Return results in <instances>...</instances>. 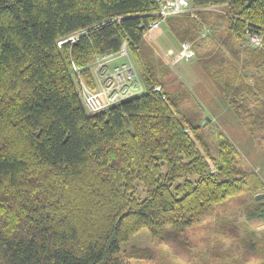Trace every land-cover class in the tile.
Listing matches in <instances>:
<instances>
[{
    "label": "trees",
    "instance_id": "16d2710c",
    "mask_svg": "<svg viewBox=\"0 0 264 264\" xmlns=\"http://www.w3.org/2000/svg\"><path fill=\"white\" fill-rule=\"evenodd\" d=\"M191 1L224 9L165 23L193 42L197 66L246 132L264 130V0ZM156 9L152 0H0V264H120L122 255L162 264L149 247L121 253L142 230L183 264H264V201L247 206L242 235L226 217L206 226L230 239L208 258L188 235L264 182L219 124H202L208 105L172 86V67L142 36ZM246 29L261 47L244 44ZM124 40L143 90L90 114L77 78L94 88L95 56Z\"/></svg>",
    "mask_w": 264,
    "mask_h": 264
},
{
    "label": "rangeland",
    "instance_id": "374dc122",
    "mask_svg": "<svg viewBox=\"0 0 264 264\" xmlns=\"http://www.w3.org/2000/svg\"><path fill=\"white\" fill-rule=\"evenodd\" d=\"M222 9H224L222 5H209L199 9L198 11H220ZM198 11L195 13L196 16H198ZM205 35H213V31L204 26L202 36ZM149 42L152 46H154L153 48L156 53L165 59L164 51L170 46H176L179 41H177L175 36H173L167 23H162L158 30L153 33V38L150 39ZM128 60L133 65L135 74L139 80H141L140 70L136 62V58L134 54H131V52L128 56ZM171 71V76L175 78V82L172 86L175 87L177 83L186 85L198 98L208 105V116L211 118L210 122H216L220 125V127L226 132L238 148L243 158L244 166L250 171H254L264 182V130L255 131L253 134L246 132L241 123L234 117L230 106L226 102L217 98L213 86L209 83V80L197 66L196 58L181 61L178 65L172 67ZM141 81L139 83L140 91L143 90V84ZM262 193H264V189L254 195L242 193L238 196L236 195L231 197L224 201V203L217 205L212 216L208 217L206 220L204 219V221L199 225L189 229L188 235L190 236V239L198 244L195 251L198 253L203 252L208 258V254L212 253L211 251H214L215 248L218 249V251H222L229 245L230 239H227L226 241L220 239L221 242L220 240H214L212 231L206 227L209 223L217 221L220 217L232 219L233 227L236 228L239 235H242L243 231L241 229L242 226L240 225L241 223L246 222L245 210L250 204L258 201H264V195H262ZM258 229L264 230V226H259ZM232 232H234V230H232ZM133 247H149L154 249L156 258L161 260L162 264H183L184 259L181 260L182 258H175L172 256V253L168 251L167 246L161 244L156 245L147 230L138 232L127 242L122 243L120 251L123 253ZM197 261H200V258L197 257ZM120 264L156 263L127 260L122 255Z\"/></svg>",
    "mask_w": 264,
    "mask_h": 264
},
{
    "label": "built area",
    "instance_id": "2783aa9c",
    "mask_svg": "<svg viewBox=\"0 0 264 264\" xmlns=\"http://www.w3.org/2000/svg\"><path fill=\"white\" fill-rule=\"evenodd\" d=\"M157 9L150 14L154 18L144 25L142 36L148 40L153 38V33L158 30L162 23L169 17L188 14L196 16V12L203 8L192 3L191 0H152ZM143 27V26H142ZM245 45L250 47H261L262 35L255 30H245ZM85 29L75 31L57 42L58 46L65 43H74L81 36L87 35ZM130 49L127 40L120 45L116 52H108L96 55L91 63L92 73L95 80V87L90 88L80 77L77 79L78 93L86 111L90 114L106 110L108 107L119 103L140 93L139 83L141 80L133 70L129 62ZM166 61L171 67H175L181 61H187L195 56L193 42L184 40L176 46H170L164 51ZM76 72L79 71L73 64ZM142 83V82H141ZM155 90L160 87L156 86Z\"/></svg>",
    "mask_w": 264,
    "mask_h": 264
},
{
    "label": "water",
    "instance_id": "95a60500",
    "mask_svg": "<svg viewBox=\"0 0 264 264\" xmlns=\"http://www.w3.org/2000/svg\"><path fill=\"white\" fill-rule=\"evenodd\" d=\"M253 1H254V0H249L248 3H247V5L249 6ZM205 121L210 122V121H211V118L207 115V116L205 117V120L202 121V124H204ZM262 195H264V193H262ZM262 195H259V196H262Z\"/></svg>",
    "mask_w": 264,
    "mask_h": 264
}]
</instances>
